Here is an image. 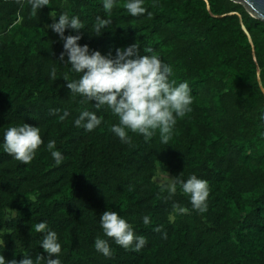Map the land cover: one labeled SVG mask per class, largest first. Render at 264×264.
I'll return each mask as SVG.
<instances>
[{
  "label": "trees",
  "instance_id": "obj_1",
  "mask_svg": "<svg viewBox=\"0 0 264 264\" xmlns=\"http://www.w3.org/2000/svg\"><path fill=\"white\" fill-rule=\"evenodd\" d=\"M152 2L145 0L151 15L133 17L126 0L110 13L101 0H51L36 15L27 0H0V138L3 129L25 122L39 126L44 140L28 164L0 150L7 259H21L22 251L47 256L34 231L46 221L62 243V264H264V22L232 0ZM53 9L80 18L79 43L90 50L115 56L118 47L140 44L142 55L150 48L171 66V79L189 84L192 110L177 118L168 145L158 130L147 142L130 133L132 145L121 143L111 132L117 118L106 109L92 132L74 126L81 109H95L66 87L62 75H77L59 61L63 43L50 28ZM97 15L111 20L100 36L89 33ZM52 109L59 111L50 115ZM64 111L69 116L61 120ZM49 140L64 155L60 166ZM192 174L209 185L204 213L191 208L179 183L170 199L161 190ZM174 203L186 209L183 215ZM105 210L125 217L147 244L137 252L103 237ZM97 237L109 239L111 257L95 250Z\"/></svg>",
  "mask_w": 264,
  "mask_h": 264
},
{
  "label": "clouds",
  "instance_id": "obj_2",
  "mask_svg": "<svg viewBox=\"0 0 264 264\" xmlns=\"http://www.w3.org/2000/svg\"><path fill=\"white\" fill-rule=\"evenodd\" d=\"M27 3L32 15H36L44 6L51 7V0H27ZM116 3L117 0H101L105 13H110ZM157 3L158 0H153L151 6L155 7ZM124 7L133 17L143 16L146 12L151 15L145 6V0H126ZM50 16L53 18L50 28L63 43L59 61L70 65V72L77 75L74 79H69L67 74L62 75L67 81L66 87L70 90V95L91 102L95 109H81L74 118V126L92 132L102 124L97 113L106 109L117 118V122L111 126V132L121 143L132 145L130 133L142 135L147 142L158 130L160 143L168 145L177 118L184 117L192 110L193 98L189 84L186 81L178 83L171 79V66L161 57L152 54L150 48H143L145 54L142 55L140 44L132 43L116 48L115 56L112 52L103 54L100 50H90L88 44L79 43L82 39L80 30L85 29V25L77 15H69L67 11L57 15L53 9ZM110 24V19L97 15L89 33L100 36L109 29ZM66 30L69 31L68 35H65ZM50 78H58L55 66L50 68ZM261 92L264 93V88H261ZM58 111L52 109L50 115H55ZM68 116L69 112L64 111L60 119ZM261 119H264V114ZM43 143L41 128L23 122L3 129L0 150L22 164H28L35 158L37 149ZM46 148L55 165L60 166L64 155L57 149L56 141L49 140ZM177 183L189 197L194 211H207L210 189L205 179L196 174L186 179L180 175L176 176L172 182L161 188L168 193L169 199L176 194ZM173 209L177 215H183L186 211L183 206L175 203ZM4 216L5 219L13 218L7 212ZM142 222L149 225L150 217L144 215ZM99 225L103 237L110 238L126 250L138 252L147 244V238L138 234L133 225L116 211L105 210L100 214ZM34 231L42 234L39 247L47 256L39 252L33 257L30 252L22 251L21 259L9 260L2 253L4 239H0V264H62V243L58 233L50 228L46 221L36 223ZM106 238L97 237L94 240V248L104 257H111L110 242ZM53 255L55 258H52Z\"/></svg>",
  "mask_w": 264,
  "mask_h": 264
},
{
  "label": "water",
  "instance_id": "obj_3",
  "mask_svg": "<svg viewBox=\"0 0 264 264\" xmlns=\"http://www.w3.org/2000/svg\"><path fill=\"white\" fill-rule=\"evenodd\" d=\"M235 3L241 4L245 10L258 20L264 22V0H232Z\"/></svg>",
  "mask_w": 264,
  "mask_h": 264
},
{
  "label": "rangeland",
  "instance_id": "obj_4",
  "mask_svg": "<svg viewBox=\"0 0 264 264\" xmlns=\"http://www.w3.org/2000/svg\"><path fill=\"white\" fill-rule=\"evenodd\" d=\"M164 179H166V178L165 177L164 178L160 177V180L159 181H164Z\"/></svg>",
  "mask_w": 264,
  "mask_h": 264
}]
</instances>
